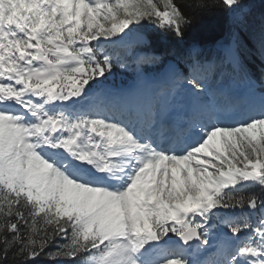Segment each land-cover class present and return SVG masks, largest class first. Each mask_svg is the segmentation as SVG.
<instances>
[{
    "label": "snow or ice",
    "instance_id": "6c2138e0",
    "mask_svg": "<svg viewBox=\"0 0 264 264\" xmlns=\"http://www.w3.org/2000/svg\"><path fill=\"white\" fill-rule=\"evenodd\" d=\"M203 14L234 69L245 32L264 61L249 0H0V264H264V81L215 83L193 46L176 114L101 87L109 46Z\"/></svg>",
    "mask_w": 264,
    "mask_h": 264
},
{
    "label": "trees",
    "instance_id": "16d2710c",
    "mask_svg": "<svg viewBox=\"0 0 264 264\" xmlns=\"http://www.w3.org/2000/svg\"><path fill=\"white\" fill-rule=\"evenodd\" d=\"M249 2L252 5V11L258 24L260 19L264 17V0H249ZM230 23L223 16L203 14L199 15L192 26L186 30V35L183 40H179L170 35L154 34L151 29L146 30V34H148L151 41L150 47L161 52L168 61H176L178 59L177 54H183L191 47L199 45L202 48L200 52L202 58L212 59L225 64L227 72L223 76L224 79H229L236 74L247 80L255 79L262 82L264 79V61L261 60L258 53L252 52L247 43L248 37L246 32L243 34L245 39L241 56V67L234 69L226 58L225 53L221 49L214 47L217 44H221L222 47H227ZM124 53L122 49H116L115 51V54L120 56H123ZM157 70H160V68ZM108 80H110V77L106 81ZM60 242L59 240L57 241V243ZM41 264H47V261H42Z\"/></svg>",
    "mask_w": 264,
    "mask_h": 264
},
{
    "label": "rangeland",
    "instance_id": "374dc122",
    "mask_svg": "<svg viewBox=\"0 0 264 264\" xmlns=\"http://www.w3.org/2000/svg\"><path fill=\"white\" fill-rule=\"evenodd\" d=\"M131 35V34H130ZM130 35L128 36V37H126L123 41H126V43H128V41H130ZM121 42V44H122V41H120ZM119 42V43H120ZM118 43V42H117ZM120 44V45H121ZM124 45V44H123ZM112 46V45H111ZM130 57H129V59L132 61V62H134V61H138L141 57H139L140 55H137V53H135V51H133V52H130V55H129ZM129 64V66H131V67H135L136 66V69L138 68V69H140V65L138 64V63H136V64H133V63H128ZM124 68H129V67H127L126 65H124L123 66ZM171 67H168V69H170ZM139 74V73H138ZM138 76H140V75H138ZM143 76H145L146 78H150V76H148L147 74H144ZM123 77H124V75H123ZM123 77H121V78H123ZM137 79H138V77H137ZM138 84V82H136V83H133V86L132 87H129L128 88V90L129 89H134L135 88V86ZM102 86H106L105 84L104 85H102ZM101 86V87H102ZM249 87V86H248ZM248 87H246L245 88V90H247L248 89ZM123 91H127V88L126 89H123ZM175 94H177V96L178 97H184V96H187L186 94H184L183 92H181V91H177ZM176 98V97H175ZM180 100H182V98L180 99ZM162 103V101L161 100H159V102H158V104H161ZM162 111V109H160V112ZM162 113V112H161Z\"/></svg>",
    "mask_w": 264,
    "mask_h": 264
},
{
    "label": "water",
    "instance_id": "95a60500",
    "mask_svg": "<svg viewBox=\"0 0 264 264\" xmlns=\"http://www.w3.org/2000/svg\"><path fill=\"white\" fill-rule=\"evenodd\" d=\"M131 39L133 41H135L136 43L141 44V45H148L149 44V39H148V42L147 43H145L142 40V38H141V32H135V33H133L132 36H131Z\"/></svg>",
    "mask_w": 264,
    "mask_h": 264
},
{
    "label": "bare ground",
    "instance_id": "6f19581e",
    "mask_svg": "<svg viewBox=\"0 0 264 264\" xmlns=\"http://www.w3.org/2000/svg\"><path fill=\"white\" fill-rule=\"evenodd\" d=\"M132 86H133V84H131L129 87H132ZM129 87H125V88H124V89H126V88H127V91H126L125 93H127L128 91H131V90H133V89H129V90H128V88H129ZM190 99H191V98H190ZM161 112H163V110H162Z\"/></svg>",
    "mask_w": 264,
    "mask_h": 264
}]
</instances>
